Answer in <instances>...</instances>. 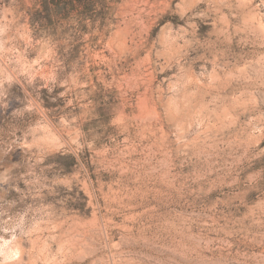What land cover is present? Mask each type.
Listing matches in <instances>:
<instances>
[{"label": "rangeland", "instance_id": "1", "mask_svg": "<svg viewBox=\"0 0 264 264\" xmlns=\"http://www.w3.org/2000/svg\"><path fill=\"white\" fill-rule=\"evenodd\" d=\"M0 264H264V0H5Z\"/></svg>", "mask_w": 264, "mask_h": 264}, {"label": "built area", "instance_id": "2", "mask_svg": "<svg viewBox=\"0 0 264 264\" xmlns=\"http://www.w3.org/2000/svg\"><path fill=\"white\" fill-rule=\"evenodd\" d=\"M4 2L5 0H0V10H1V7L4 5Z\"/></svg>", "mask_w": 264, "mask_h": 264}]
</instances>
